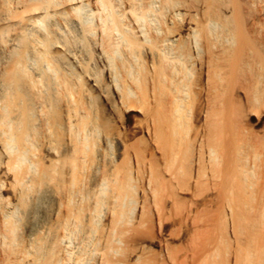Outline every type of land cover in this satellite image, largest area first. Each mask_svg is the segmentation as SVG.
Listing matches in <instances>:
<instances>
[{
    "label": "bare ground",
    "instance_id": "1",
    "mask_svg": "<svg viewBox=\"0 0 264 264\" xmlns=\"http://www.w3.org/2000/svg\"><path fill=\"white\" fill-rule=\"evenodd\" d=\"M263 113L264 0H0V264H264Z\"/></svg>",
    "mask_w": 264,
    "mask_h": 264
},
{
    "label": "rangeland",
    "instance_id": "2",
    "mask_svg": "<svg viewBox=\"0 0 264 264\" xmlns=\"http://www.w3.org/2000/svg\"><path fill=\"white\" fill-rule=\"evenodd\" d=\"M259 120H260V122L256 126V130H259V131H262L263 130L264 131V113L262 114V116H261V118Z\"/></svg>",
    "mask_w": 264,
    "mask_h": 264
}]
</instances>
